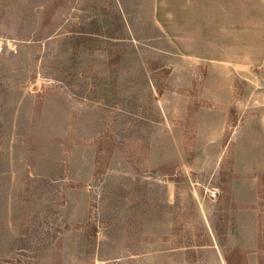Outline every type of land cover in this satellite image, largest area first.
<instances>
[{
  "label": "rangeland",
  "instance_id": "obj_1",
  "mask_svg": "<svg viewBox=\"0 0 264 264\" xmlns=\"http://www.w3.org/2000/svg\"><path fill=\"white\" fill-rule=\"evenodd\" d=\"M172 1L0 0V264H225L237 178L264 240V0L182 39Z\"/></svg>",
  "mask_w": 264,
  "mask_h": 264
},
{
  "label": "crops",
  "instance_id": "obj_2",
  "mask_svg": "<svg viewBox=\"0 0 264 264\" xmlns=\"http://www.w3.org/2000/svg\"><path fill=\"white\" fill-rule=\"evenodd\" d=\"M158 4V20L167 30L170 29L169 23L171 22L195 24V29H193L195 31L196 29H202L203 24L207 27L206 24L208 23H237L239 25V23H244L246 17L244 0H173L172 10L166 9L165 2ZM198 24L201 26L199 27ZM184 31L179 29L171 32L175 39H182L186 37ZM215 32L219 33L222 38L231 37V34L224 33L223 30ZM194 35H196L195 32ZM179 45L188 53L195 55L206 54L207 56L208 53L213 54L212 51L202 52L196 47H183L181 41H179ZM257 59L262 63L263 55L261 54L255 58V60ZM255 119L252 122L248 121V118L245 119L242 127L247 126L248 123L263 124L257 123ZM257 169L254 165L242 163L238 166V173L244 176L247 173L253 174ZM237 179L238 182L232 198L233 204H236V207L232 210L237 233L233 239V250L223 256V261L225 264H264V240L259 235V209L255 206L259 198L258 179L255 177H250L247 180Z\"/></svg>",
  "mask_w": 264,
  "mask_h": 264
}]
</instances>
